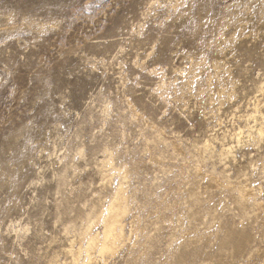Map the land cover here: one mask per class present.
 I'll return each instance as SVG.
<instances>
[{"label":"rangeland","instance_id":"obj_1","mask_svg":"<svg viewBox=\"0 0 264 264\" xmlns=\"http://www.w3.org/2000/svg\"><path fill=\"white\" fill-rule=\"evenodd\" d=\"M263 91L264 0H0V264H68L120 184L84 264H263Z\"/></svg>","mask_w":264,"mask_h":264},{"label":"bare ground","instance_id":"obj_2","mask_svg":"<svg viewBox=\"0 0 264 264\" xmlns=\"http://www.w3.org/2000/svg\"><path fill=\"white\" fill-rule=\"evenodd\" d=\"M261 104L264 105V102H261V99H257L253 104L252 111L245 115V120H246L245 125H243V126L239 125L235 129L233 136L237 139V142H239L240 144L241 143H243V144L244 143L245 144L250 143V144H253L255 147L256 146L259 147L261 140L264 139V113L262 112ZM205 148H207L211 152L213 151L209 142H206ZM233 150H234V146H228L227 148H225L224 154H226V155L232 154ZM78 153H82V151L81 152L78 151ZM108 159L110 160V158H108ZM108 159H106L105 161H108ZM160 162H161V160H160ZM237 185L239 187V184H237ZM242 187L243 186H241V188ZM244 189L248 190L247 188H244ZM246 190H244L245 193H246ZM244 191L242 190V193ZM242 193H240V194H242ZM251 193H253V192H251ZM251 193L249 192L250 195H251ZM247 194H248V192H247ZM252 196H255V194L254 195L252 194ZM242 199L244 200V198H242ZM243 200H241L240 202L243 203L244 202ZM127 209H128L127 197L124 194L122 185L120 184L116 188L115 193L113 194L111 200L108 202L107 206L104 207V209L101 212L96 213L95 216L90 215V217L88 218V220L86 222V225L84 226V228H82L81 236L86 240V245L82 246L81 243H79V245L77 247H75L73 244L70 245V247L68 249V254L70 256V262L68 264H84L86 260L88 263L92 262L94 260V255H93L94 253L93 252L95 250H97L101 256H105V255H109V254H114V252H116L123 244H125L124 242L126 239V232H125L124 223H123L121 218L125 215ZM99 221H101V223H102V227H103L102 232L94 230L95 225ZM68 228H69V226L66 228V230H70ZM130 233H131V230H130ZM229 233H232V231ZM229 233H228V235H229ZM236 237H238V236H235V238ZM128 239H126V241ZM249 239H248V241H249ZM224 240H225V238H224ZM225 242H227V241H225ZM230 242H232V241H230ZM240 242H241V240H240ZM236 243L237 242H235V244ZM243 243L239 244V245L242 246ZM196 245H198V244H196ZM241 246H239V248H241ZM232 247L234 248V246H232ZM195 251H197V250H195ZM236 251H238V249L235 250V252ZM83 253L86 254V260L80 259V256ZM185 261H187V260H185ZM185 261H184V263H186ZM263 264H264V261H263Z\"/></svg>","mask_w":264,"mask_h":264}]
</instances>
